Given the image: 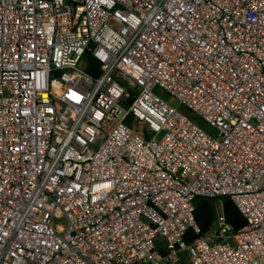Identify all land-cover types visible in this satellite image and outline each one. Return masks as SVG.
Returning <instances> with one entry per match:
<instances>
[{"label":"built area","instance_id":"built-area-1","mask_svg":"<svg viewBox=\"0 0 264 264\" xmlns=\"http://www.w3.org/2000/svg\"><path fill=\"white\" fill-rule=\"evenodd\" d=\"M0 264H264V0H0Z\"/></svg>","mask_w":264,"mask_h":264},{"label":"trees","instance_id":"trees-1","mask_svg":"<svg viewBox=\"0 0 264 264\" xmlns=\"http://www.w3.org/2000/svg\"><path fill=\"white\" fill-rule=\"evenodd\" d=\"M88 71L94 73L95 75L98 73V65L91 59L88 60ZM212 200L213 199L210 198L197 196L193 201L194 218L200 228V234L208 231L214 219ZM221 201L223 214L227 222L232 224L237 229L243 227L246 224V221L234 202L226 196L222 197ZM196 236L197 234H194L192 230H189L187 234V241H192Z\"/></svg>","mask_w":264,"mask_h":264},{"label":"rangeland","instance_id":"rangeland-1","mask_svg":"<svg viewBox=\"0 0 264 264\" xmlns=\"http://www.w3.org/2000/svg\"><path fill=\"white\" fill-rule=\"evenodd\" d=\"M156 91L163 97H168L164 92H162L160 89H156ZM169 101L171 103H175L174 101H171L170 98L168 97ZM180 111L182 113H184L185 115H187L189 118H191L192 120H194L195 123L201 125L206 131L208 132H213L212 128H210L209 125H207L200 117H198L197 115H195L194 113L188 111L186 108L184 107H179ZM212 206H213V210L215 215H219L222 211V206H221V201L220 200H212ZM217 223L216 221L213 222V227H216Z\"/></svg>","mask_w":264,"mask_h":264}]
</instances>
